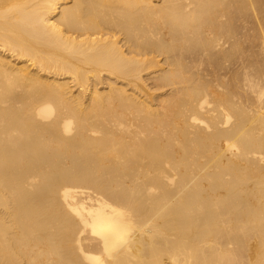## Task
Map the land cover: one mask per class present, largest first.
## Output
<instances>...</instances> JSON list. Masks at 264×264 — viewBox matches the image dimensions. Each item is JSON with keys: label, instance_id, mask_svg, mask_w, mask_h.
I'll list each match as a JSON object with an SVG mask.
<instances>
[{"label": "bare ground", "instance_id": "obj_1", "mask_svg": "<svg viewBox=\"0 0 264 264\" xmlns=\"http://www.w3.org/2000/svg\"><path fill=\"white\" fill-rule=\"evenodd\" d=\"M0 264H264V0H0Z\"/></svg>", "mask_w": 264, "mask_h": 264}]
</instances>
